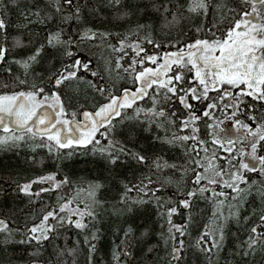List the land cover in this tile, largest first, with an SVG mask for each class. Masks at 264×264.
I'll return each instance as SVG.
<instances>
[{"label":"snow or ice","instance_id":"snow-or-ice-1","mask_svg":"<svg viewBox=\"0 0 264 264\" xmlns=\"http://www.w3.org/2000/svg\"><path fill=\"white\" fill-rule=\"evenodd\" d=\"M0 264H264V0H0Z\"/></svg>","mask_w":264,"mask_h":264}]
</instances>
